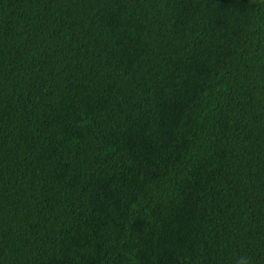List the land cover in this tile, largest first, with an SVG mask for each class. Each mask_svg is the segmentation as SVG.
<instances>
[{
    "label": "trees",
    "instance_id": "trees-1",
    "mask_svg": "<svg viewBox=\"0 0 264 264\" xmlns=\"http://www.w3.org/2000/svg\"><path fill=\"white\" fill-rule=\"evenodd\" d=\"M264 264V0H0V264Z\"/></svg>",
    "mask_w": 264,
    "mask_h": 264
},
{
    "label": "clouds",
    "instance_id": "clouds-1",
    "mask_svg": "<svg viewBox=\"0 0 264 264\" xmlns=\"http://www.w3.org/2000/svg\"><path fill=\"white\" fill-rule=\"evenodd\" d=\"M237 264H250L249 258L247 256H242L237 261Z\"/></svg>",
    "mask_w": 264,
    "mask_h": 264
}]
</instances>
